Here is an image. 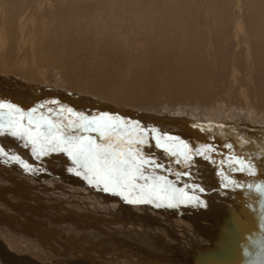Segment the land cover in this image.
<instances>
[{"label": "bare ground", "instance_id": "6f19581e", "mask_svg": "<svg viewBox=\"0 0 264 264\" xmlns=\"http://www.w3.org/2000/svg\"><path fill=\"white\" fill-rule=\"evenodd\" d=\"M4 77L10 78L12 83L18 85V89L12 87L16 89V92L25 90L27 95L25 97H15L13 93L8 92V95L0 94V99L14 103L25 110L39 109L40 105L44 103V98L48 97L45 93L53 92L54 95H49L54 97L58 96L55 95L57 92L62 95L61 104L52 107L49 103L48 105L43 104L45 116L48 115L47 109L49 107L57 109L61 105L91 115L100 114L97 111L101 108L102 113L109 111L111 113L118 112L119 115L121 113L132 114L130 116H133L134 120H136L135 118L140 119L146 124L144 128L155 130L157 135L162 134L158 130L160 128L166 130L170 127L169 129L174 132L175 125H182L184 126L182 130H189V132H193L194 136L198 134L199 137L193 136L195 138L193 141L190 138L186 140V137L183 138L178 135H175V137L189 142L193 147L205 145L201 144L204 140H209L212 143L213 139L210 138L213 137L217 142L215 143L217 146H212L214 151L208 154L211 158L205 159L197 156L194 157L195 162L210 164L211 172L214 169L232 179L233 176L238 178L240 174L238 172L234 174L227 167V164L222 163V161H227L231 156L227 152L244 156L245 152L242 151L243 146L241 144L242 138L240 141L235 142V146L233 145L231 149L225 147L224 144L231 143L241 135H245V133L255 130L264 131V0H0V80ZM36 92L44 93V96H39ZM30 95L35 96L30 99ZM93 107L95 108L93 109ZM152 113L155 115H152ZM171 114H179V117L182 118L178 119V117V120L173 117L170 118ZM53 115H55V112ZM156 115L169 118H159ZM146 116L149 119L145 118ZM5 137L21 147L20 150L30 149L9 135H4V139H6ZM213 142L215 141L213 140ZM22 151L17 152L21 153ZM145 151L154 155L161 154L172 159L156 148L154 142L146 147ZM29 153H31V149ZM14 154L17 153L14 152ZM26 158L30 160L29 157L26 156ZM47 159L45 160L48 161L49 159ZM172 160L175 162L174 159ZM0 162V165H3L4 168V171H0V181L6 180L7 183L2 184H8V190L10 191H5L4 187L0 186V196L6 195L4 197L10 199L7 198L6 202L3 200V203L0 201V205L2 204L0 206L2 209L0 210V216L4 212V207H2L4 203L8 208H23L20 207L21 204L19 205L18 202L19 206H17V203L15 205L17 198L13 195L21 194L25 196L24 194L33 195L34 193L37 195L45 192V189H49L51 186L49 190L53 195L56 193L54 191L59 193V191L63 192L73 187L72 184L74 183L69 184V187H62L65 185L63 181L67 179L86 186V188L89 186L87 181L69 173L66 168L58 170L60 167L54 169L49 168V165V167L35 166L32 160L30 162L26 161L34 168L42 169V171L32 173L24 172L17 162L2 163L1 160ZM179 165L182 166V164ZM53 176L59 177V180L56 179L57 181L54 184H50L49 179H46L50 185L42 186L43 188L39 189L41 183L47 182L44 181V178ZM60 178L63 180L61 181ZM54 180L51 179V182ZM218 185L212 186L215 189L219 188L225 191L223 194H231V198L232 194L237 195L233 191V189L235 190L233 185H229L227 188ZM90 186L95 187L94 185ZM55 195L57 196V193ZM215 195L213 196L215 197ZM37 196L38 199L41 198L40 194ZM116 196L120 198V196ZM85 197L90 198L88 194ZM19 198L21 200L22 197H18V200ZM231 198L229 199L231 200ZM81 199L73 197L61 204L62 206L58 209L59 211H65L66 209L63 207L66 203H72L77 207L82 206L85 209L94 208L95 206L97 209L98 205L94 203L98 201L91 202V200ZM107 199L110 200V198ZM224 199L223 201H225ZM56 200H54L55 203ZM108 202L110 203V201ZM118 204L116 201L115 206L119 208L120 204ZM49 205L52 204L49 202ZM148 205L156 207L154 204ZM149 206L145 207L150 208ZM145 207H131L128 209L140 210L145 215L154 217L153 219L156 221L163 220V225L161 222H156L157 226L152 227V223V226H147L144 223L142 229L137 228L143 233V236L146 235L149 239H155L158 244L160 241L164 243L165 240V243H167V240H169L173 245L179 244L177 247L173 246L171 248L175 252H197V255L206 253L216 244V237L214 236L216 229L212 230L205 223L203 217L200 218L196 214V210L195 213H193V210L183 211L182 209L174 212L167 209V207H156L158 210L163 211H153ZM34 209H32L33 212H35ZM39 209H41V206L38 207ZM96 209L94 210L98 211ZM102 209L103 213L99 214L97 212L99 216L104 214V208ZM105 209L107 211L109 208ZM196 209L206 214V217L209 220L213 219V221L222 222L223 216L228 217L231 214V209L229 212H225L222 207L218 208L216 204L212 206L204 203V206ZM46 210H48V207ZM46 210L44 211L46 212ZM56 212L57 217L60 216L58 211ZM7 213L4 212L2 218H8L10 222L19 223L17 224L19 227L25 222L29 225L38 224L35 221L39 219L24 218L21 215L24 220L16 221L6 215ZM36 213L34 215L37 216ZM47 213L49 212L47 211ZM210 213H217V215L212 218ZM93 215L95 216V214ZM134 216L137 215L134 214ZM135 217H131V219L133 218L136 221ZM118 218L120 219V217ZM70 220L73 221V218ZM63 221L65 220L63 219ZM102 221L106 220L103 219ZM97 222L99 221L97 220ZM223 222H225V219ZM42 223L44 222L42 221ZM90 223H92V220ZM64 224L68 223L65 222ZM1 225L6 227L3 230L4 235L6 233L8 235V231L13 230V228L10 230L9 226L5 224L0 223V227ZM218 225H221V223ZM96 228L98 227L96 226ZM110 228L114 229L115 227ZM110 228L109 230H111ZM153 228L158 233H153ZM70 229L72 230V228ZM115 230H113V232L115 231L113 235L116 234L115 237H112V232L104 231L110 233V237L117 238V229ZM12 233L14 232L12 231ZM138 233L139 231H137ZM169 234L172 235L171 238L168 237ZM4 235L0 234V252L3 251L10 257L17 258L21 263L27 260V264H49L43 256L44 252L40 254V256L43 254V257L36 259L28 257L26 251L29 248L22 247L21 243L15 242V240L9 241ZM83 235L79 234V236L85 238L86 235ZM94 236L91 237L95 238ZM106 237L104 239L109 240L110 237ZM72 238L74 239L73 236ZM89 239L88 241H91ZM104 239L102 240L104 241ZM134 239L137 240V236ZM51 240L52 237L49 242ZM67 240L66 242H68ZM98 240L100 239L98 238ZM123 240L125 239L123 238ZM128 240H126L127 244ZM83 241L85 240L83 239ZM121 241L118 240V243ZM53 242L56 241L53 240ZM107 242L112 243L113 241L109 240ZM129 242L131 241L129 240ZM77 243L80 242L77 241ZM83 243L82 245L86 249V245L91 242L86 245L85 242ZM170 243L169 246H172ZM121 244H117V246H122ZM114 245L116 246V244ZM96 246L98 247L97 244ZM162 246L164 245L162 244ZM71 247L70 245L68 250ZM122 247L125 248V246ZM17 248L26 253L15 252L14 250H18ZM45 249L49 250V247H44ZM123 249L121 252H130L128 249V251ZM38 251H36L37 254ZM71 251L69 250V252ZM167 251L169 252V250ZM36 252L35 255H37ZM86 253L88 254V252ZM83 254L85 253L83 252ZM115 254L118 253L115 252ZM2 256L4 257V255ZM113 256L115 255L113 254ZM125 256L129 255L125 254ZM192 256L194 257V255ZM3 257L0 256V258ZM119 258H121V254ZM1 261L3 262V259H0ZM13 261L15 263L19 262L14 259ZM175 262L177 261L175 260Z\"/></svg>", "mask_w": 264, "mask_h": 264}, {"label": "snow or ice", "instance_id": "6c2138e0", "mask_svg": "<svg viewBox=\"0 0 264 264\" xmlns=\"http://www.w3.org/2000/svg\"><path fill=\"white\" fill-rule=\"evenodd\" d=\"M43 109L42 104L39 109L25 110L0 99V136L15 138L23 146L29 147L36 159L53 153L64 154L70 162L67 167L69 173L83 178L89 185L102 188L106 193L120 196L127 203L154 204L157 208L204 206L199 196L186 190L189 187L187 183L182 187L177 186L176 181L162 174L161 170L171 173L172 169L147 153L145 148L154 142L156 148L177 164L191 169L195 167L194 157L211 158L208 155L214 151L211 145L193 147L179 137L167 133L157 135L155 130H147L139 122L129 123L109 113L91 115L61 105L57 109L49 107L45 116ZM225 147L231 149L232 145ZM259 155L264 157V145L260 146ZM0 157L5 162H17L24 172L42 171L3 147H0ZM256 160L255 155H234L222 163H226L234 173L255 177ZM181 176H191V171L177 172L176 180ZM224 181L221 187L233 185L249 192L255 191L261 198V212L264 213V181L242 184L228 175L224 176ZM199 191L204 192L205 189L199 188ZM255 243L258 259L250 264H264V234Z\"/></svg>", "mask_w": 264, "mask_h": 264}, {"label": "rangeland", "instance_id": "374dc122", "mask_svg": "<svg viewBox=\"0 0 264 264\" xmlns=\"http://www.w3.org/2000/svg\"><path fill=\"white\" fill-rule=\"evenodd\" d=\"M0 94L1 95H8V92H11V93H13L14 94V96L15 97H25V95H27L26 94V92H25V90H21L20 92H16V89H18V85L17 84H15V83H12L11 82V79L10 78H8V77H4L3 79H1L0 80ZM8 84H12V85H8ZM12 87H14V88H16V89H13ZM3 93H2V92ZM7 92L6 94H5V92ZM36 94L37 95H39V96H44V93H39V92H36ZM49 94H52V95H54L53 94V92H50V93H45V95H48V97H46V98H44V100H43V104H45V105H48V103L50 104V106L52 107V106H54V105H57V104H55V103H53V102H55V101H58L60 104H61V101L60 100H62V98H63V96L62 95H60L58 92L57 93H55V95H58L57 97H54V96H52V95H49ZM31 96V98L30 99H32L33 98V96H35V95H30ZM30 96H26V97H30ZM47 101H49V102H47ZM51 101V102H50ZM58 103V104H59ZM91 108V107H90ZM95 107H93V109H94ZM97 111V110H96ZM100 111V112H99ZM102 111L103 110H101V108L100 109H98V113H102ZM105 111V110H104ZM105 113H109V114H112V115H114V116H117V117H121V118H123L124 120L126 119V121L127 122H129V123H131V122H133V121H136V122H139V124L141 125V126H145L146 124L144 123V122H142L140 119H138V118H135L136 120H134V118H133V116L131 117L130 115H132V114H128V113H121L120 115H119V113L118 112H114V113H111V112H105ZM133 115H135V114H133ZM150 116H151V114H149ZM152 115H155V114H153L152 113ZM157 116V115H156ZM170 116V115H169ZM177 116V117H176ZM180 115L179 114H176V115H172L171 114V116H170V118L171 117H173V118H175V119H177L178 117H179ZM157 117H159V118H169V117H160V115H158ZM145 118H147V119H149L147 116L145 117ZM182 117H179L178 119H181ZM184 118V117H183ZM189 118V117H188ZM177 119V120H178ZM132 120V121H131ZM157 126V125H156ZM184 126H178V125H175V127H174V132L171 130V129H169V128H166V130H163L162 128H160V129H158L159 131H161L162 133H167V134H169V132H171V134L170 135H172V136H181V137H183V138H185L186 140L188 139L189 140V138L191 139V141H193V140H195V138L194 137H199V135L198 134H196L195 136H194V134H193V132H189V130H182V128H183ZM169 129V130H168ZM168 131V132H167ZM179 131V132H178ZM178 132V133H177ZM176 133V134H175ZM192 133V134H191ZM174 134V135H173ZM194 136V137H193ZM1 137V136H0ZM3 138H0L1 140H0V147H3L6 151H9V153H17V154H19V156L21 155V157H22V159L23 160H25V161H27V162H30V160H32L33 161V163H34V165L35 166H41V167H49V168H54V169H58L59 167V169L58 170H60L61 168H66L67 169V167L68 166H70V162L68 161V159H67V157L64 155V154H56V153H53V154H51V155H49V156H47L46 158L45 157H43V158H40V159H34V157H32V154L31 153H29V151H30V149H26V148H24V149H22V150H20L21 149V147H19L18 145H16L15 143H13L10 139H8V138H6V139H4V136H2ZM197 139V138H196ZM210 139H213L215 142H213V140H212V143H210V141L209 140H200V141H203V143H201V144H205V145H211V146H217V145H215V143H217L216 142V140L213 138V137H211ZM3 140H5L4 142H3ZM6 140H7V142H6ZM209 143H208V142ZM207 143V144H206ZM221 143V142H220ZM223 143V142H222ZM191 144H193L192 142H191ZM194 145H196V144H194ZM199 145V144H198ZM197 145V146H198ZM225 145H227V144H224V146ZM200 146V145H199ZM17 151H22L21 153H18ZM24 152V153H23ZM147 153H150V152H147ZM151 154V153H150ZM152 155H154V154H152ZM26 156L27 157H29L30 158V160H27V158H26ZM157 159H158V161L160 162V163H163V164H165L168 168H171L172 169V172L171 173H167V172H163V170H161L162 171V174H166V175H168L169 176V179H172V180H174V181H176L177 182V186H180V187H182V186H184V184L185 183H187L188 185H189V187L188 188H186V190L187 191H189V193H194L195 195H197V196H199L200 197V199H202L203 201H204V203H206V204H209V205H214V204H216V206H218V208L219 207H222L223 209H224V211L225 212H229V210H230V206L232 205L231 203H233V201H232V198L236 195V194H232V198H231V194H223L225 191H223L222 189H219V188H217V189H215V188H213V186L212 185H218V186H220V185H222L225 181H224V179L223 180H221V176H222V178H223V174H220V173H218L216 170H214V169H212V171L213 172H211V170H210V168H209V166H210V164L209 165H207L208 163H205V162H201V163H197V162H195V167H193V168H191V169H187V168H185L184 167V165H182V166H180L179 164H177L176 162H173V160L172 159H169V158H167V157H164L163 155H161V154H157V155H154ZM57 157V158H56ZM50 160H48V159ZM51 158V159H50ZM43 159V160H42ZM45 159H47L48 161H46ZM0 160L2 161V163L4 162L5 163V159L3 158V157H0ZM42 160V161H41ZM52 160H54V161H52ZM40 161V162H39ZM55 162V163H54ZM1 163V162H0ZM206 164V165H205ZM49 165V166H48ZM62 167H61V166ZM64 165V166H63ZM56 167V168H55ZM212 167V166H211ZM4 168H3V165L1 166L0 165V171H4L3 170ZM186 170H190L191 171V176H188V177H184V176H181V178L179 179V180H176V173L177 172H183V171H186ZM33 173V172H32ZM34 173H36V172H34ZM73 174V173H72ZM193 174V175H192ZM75 175V174H74ZM76 176V175H75ZM225 176V175H224ZM54 177V178H53ZM53 177H51V178H49V177H47V178H44V181L46 180V179H49V182H50V184H54L55 183V181H57V180H59V177H57V176H53ZM78 177V176H77ZM79 178H81V177H79ZM51 179L53 180V179H55L54 181H52L51 182ZM57 179V180H56ZM81 179H83V178H81ZM60 180L62 181L63 179H61L60 178ZM47 181V180H46ZM49 182L47 181V182H44L45 183V185H44V183L42 184L41 182V185L38 187L39 189H42L43 187L42 186H48V185H50L49 184ZM64 183H65V185L64 186H62V187H69V184H72V183H74V184H72L73 185V187L72 188H70V189H68V190H66V191H63V192H60L59 191V193L57 192V191H54V192H56L57 193V196L59 195V197H57L55 194L56 193H54L53 195H51L52 194V192H50V188L52 187H49V189H45L46 191L45 192H41V193H39L40 194V199H38L39 197L37 196V195H39V194H37L36 195V193H32L33 195H31V194H24L25 196H23V195H21V194H18V195H13V196H15L16 198H17V200H15L16 202H15V205H16V203L18 202L19 203V205H20V207H23V208H19L18 207V209H16L15 207H14V209H12V208H8L6 205H5V203L3 204V206L2 207H4L3 209H4V212H8L6 215H8L9 217H12L14 220H16V221H23L24 220V218H34L35 220H38V221H35V223H38L37 225H29V223L27 224L26 222L24 223V224H26L25 226H24V224H22L20 227L19 226H17V224H19V223H16V222H10L9 220H8V218L6 219H3L2 217L4 216V212L1 214V218H0V223L1 224H5V225H7V226H9V228H10V230L13 228V230H11V232H9L8 231V228H7V231H8V235H4V229L6 228V227H4L3 225H1V227H0V234H3L4 235V237L5 238H8L9 239V241H12V240H15V242H20L21 243V245H22V247H24V248H29V249H27V253L26 252H23L22 250H19V248H17L18 250H14L15 252L17 251L18 253H26V255L28 256V257H31V258H33V259H36V258H38V257H43V256H45V259L47 260V262L49 263V264H194V258L195 257H197L198 255H201V254H198L197 255V252H194V253H191V252H184V251H176L175 252V250L173 249H171V248H173V246H175V247H177L179 244H172V243H170V241L169 240H167V243H165V240H164V243H162L161 241L159 242V244H158V241H155V239H149V238H147L146 237V235L145 236H143V233L140 231V230H138L137 228H139V229H142V226H144V225H142V224H144L145 223V225L147 224V226L148 225H151L152 226V224H153V226L152 227H155V226H157V223H160L161 222V224H162V221H156L155 219H153L154 217H149L148 215H145V213H143V212H141L140 210L138 211V210H133V209H128V208H131V207H145V206H149L148 204H146V203H142V204H131V203H127V202H125L121 197L119 198V197H117L116 195H113L112 193H106V192H104L103 190H102V188H100V187H92V186H88L87 188H86V186H82V185H80V184H76L75 183V181H72V180H69V179H67L66 181H63ZM2 183H7V181L6 180H1L0 181V186L1 187H4V190L5 191H9L8 190V184H2ZM46 183H48V184H46ZM192 185H199V187H197V188H193L192 187ZM55 187V186H54ZM81 187V188H80ZM100 188V189H99ZM199 188H204L205 189V191L204 192H200L199 191ZM224 188V187H223ZM75 189H78V190H75ZM84 191H83V190ZM10 192V191H9ZM48 192V193H47ZM102 192V193H101ZM25 193V192H24ZM27 193V192H26ZM63 194V195H61V194ZM65 193V194H64ZM46 194V195H45ZM86 194H88L89 196H90V198L89 197H85L86 196ZM214 194H216L215 195V197L213 196ZM51 195V196H50ZM55 195V196H54ZM85 195V196H84ZM4 196H6V195H4ZM4 196H0V201L3 203V200H4V202H6V200H7V198H5ZM22 197L21 198V200H20V198H19V200H18V197ZM36 196H37V198H36ZM43 196V197H42ZM46 196V197H45ZM62 196H64V197H62ZM211 196H213L212 198H211ZM237 196V195H236ZM23 197H26L25 199H26V201H25V199L23 198ZM61 197V198H60ZM84 198V199H81V200H91V202H97V203H94L95 205L97 204L98 205V207H97V209L95 208V206H94V208H84V207H82V206H79V207H77L76 205H74V204H72V203H70V204H68V203H66L65 204V206L63 207V208H65L66 210L65 211H59V209H60V206H62L61 204H64L66 201H68V200H70L71 198ZM216 197H217V200H216ZM231 198V200L229 199V198ZM36 198V199H35ZM97 198V199H96ZM103 198H105L106 199V201H105V199H103ZM107 198H110V200H108ZM111 198H112V200H111ZM213 198H215V199H213ZM225 198V199H224ZM227 198V199H226ZM29 199V200H28ZM59 201V202H61V203H57V200ZM60 199V200H59ZM62 199V200H61ZM223 199L225 200V201H223ZM8 200H10L9 198H8ZM54 200H56V203H55V201ZM229 200H230V203H229ZM23 201V202H22ZM43 201V202H42ZM52 201V202H51ZM73 201V200H72ZM108 201H110V203L108 202ZM112 201V202H111ZM118 202L119 204V208L118 207H116L115 206V202ZM35 202V203H34ZM46 202H47V204H46ZM49 202L52 204V205H49ZM54 202V203H53ZM100 202V203H99ZM226 204H225V203ZM18 203H17V206H19L18 205ZM32 203V204H31ZM104 205H103V204ZM29 204V205H28ZM33 204H35V205H33ZM43 204V205H42ZM53 204H55V206H53ZM102 204V205H101ZM114 204V205H113ZM218 204V205H217ZM2 205V204H1ZM0 205V206H1ZM32 206V209H34L35 207H37V208H35L34 209V211L35 212H33V210L31 209V206ZM38 205V206H37ZM109 205H111V206H109ZM134 205H136V206H134ZM227 205V206H226ZM35 206V207H34ZM40 206H41V209H39L38 210V207L40 208ZM44 206V207H43ZM51 206H52V208H51ZM28 207H30L29 209H31V210H29L28 209ZM47 207H48V210H46L47 209ZM54 207V208H53ZM74 207V208H73ZM100 207V208H99ZM147 207H145V208H147ZM150 208H147V209H149V210H155V211H163V210H158L156 207H152V205H150L149 206ZM234 207V206H233ZM236 207V206H235ZM7 208V209H6ZM25 208H27V209H25ZM43 208V209H42ZM50 208V209H49ZM59 208V209H58ZM102 208H104V214H102V216H99L98 215V213L99 214H101V213H103V209ZM105 208H109V209H107V211H106V209ZM117 208H118V210H117ZM122 208H123V210H122ZM152 208V209H151ZM189 208V209H188ZM197 207H192V206H180L179 208H168L167 207V209H169V210H171V211H174V212H177V211H180L181 209L183 210V211H194L193 213H195V210H196V214L201 218V217H203V219H204V221H205V223L207 224V225H209L211 228H212V230H215L216 229V231H217V229H218V227L220 226V225H218V224H220V223H222V222H220V221H218V220H215L216 222H220V223H216L215 221H213V219L212 220H209L207 217H206V214H204V213H201V212H199V210L198 209H196ZM228 210H227V209ZM23 209H25V210H27V211H23ZM37 209V210H36ZM91 209H93V210H91ZM94 209H96V210H98V211H95ZM99 209H102L101 211L99 210ZM121 210V212H119L120 210ZM177 209H179V210H177ZM188 209V210H187ZM0 210H2L1 208H0ZM44 210H46V212L44 211ZM68 210V211H67ZM39 213H38V212ZM44 211V212H43ZM47 211L49 212V213H47ZM56 211H58V215H60V216H58L57 217V212ZM70 211V212H69ZM72 211V212H71ZM86 211H88L87 212V214H86ZM106 211V212H105ZM31 212V213H30ZM37 212V213H36ZM79 212V213H78ZM94 212V213H93ZM98 212V213H97ZM130 212V214H128ZM38 214L37 216L36 215H34V214ZM44 213V214H43ZM73 213V214H72ZM92 215H91V214ZM135 215H137L136 217L134 216V214ZM26 214V215H25ZM61 214H62V216H61ZM93 214H95V216H96V218H95V216L93 215ZM110 214V215H109ZM111 214H113V215H111ZM115 214H116V216H115ZM120 214V215H119ZM125 214H126V217H125ZM195 214V215H196ZM211 215H210V217H212V218H214L216 215H217V213H210ZM5 215V216H6ZM24 217H22V216ZM32 215H33V217H32ZM84 215V216H83ZM90 215V216H89ZM118 215V216H117ZM121 215H123V216H121ZM132 215V216H131ZM140 215V216H139ZM91 216H93V217H91ZM99 216V217H98ZM105 218H104V217ZM22 217V218H21ZM41 217H44V218H41ZM51 218V219H48V218ZM66 217H67V219H66ZM71 217V218H70ZM77 217V219H75ZM81 217H84V218H82L81 219ZM101 217V218H100ZM108 217H110L109 219H108ZM118 217H120V219L118 218ZM131 217H135V220L136 221H134V219L132 220L131 219ZM141 217V218H140ZM73 218V221H71L70 219H72ZM79 218V219H78ZM115 218H117V219H119V220H115ZM3 219V220H2ZM44 222V223H42V221ZM48 219V220H47ZM63 219L65 220V221H63ZM70 220V222H68L69 220ZM89 219V220H88ZM94 219V220H93ZM106 220V221H102V220ZM152 219V220H151ZM52 220V221H51ZM90 221L91 222V220H92V223H90V222H88V221ZM97 220L99 221V222H97ZM139 220V221H138ZM65 223H68L69 224V226H68V224H64L63 222ZM87 221V222H86ZM93 221H94V223H93ZM98 223H96V222ZM109 221H111V222H109ZM122 221V222H121ZM132 221V222H131ZM55 222H56V224H55ZM59 222H60V224H59ZM73 222V223H72ZM101 222V223H100ZM107 222V223H106ZM109 222V223H108ZM115 222H118V223H116L115 224ZM119 222H121L120 224H119ZM140 222H141V224H140ZM157 222V223H156ZM39 223H40V225H39ZM81 223V224H80ZM101 225H100V224ZM104 223V224H103ZM112 223V224H111ZM122 223H124V224H122ZM152 223V224H151ZM11 224V225H10ZM58 224V225H57ZM66 225V226H64V225ZM71 224V225H70ZM83 224H85L84 226H83ZM118 224V225H117ZM42 225V226H41ZM57 225V226H56ZM59 225H61V226H59ZM77 225V226H76ZM106 225H107V227L108 226H110V227H115L114 229L112 228H110L111 230H109V228H107L106 227ZM121 227H120V226ZM128 225V226H127ZM163 225V224H162ZM51 226H52V228H51ZM54 226H56L55 228H54ZM89 226V227H88ZM93 226L96 228V226L98 227V228H96V230H95V228L93 229ZM100 226H102V227H100ZM217 226V227H216ZM79 227V228H78ZM81 227V228H80ZM100 227V228H99ZM131 227V228H130ZM66 228V229H65ZM70 228H72V230L70 229ZM88 228H89V230H88ZM121 228V229H120ZM158 228V227H157ZM36 229V230H35ZM74 229V230H73ZM93 229V230H92ZM97 229H98V231H97ZM100 229H101V231H100ZM115 229H117V238H112L113 236L115 237V235L116 234H114L113 235V233H115ZM137 229V230H136ZM26 230V231H25ZM30 230H31V232H30ZM67 230V231H66ZM77 230V231H76ZM103 230V231H102ZM104 230H106V231H108V232H112V237H110L111 236V234L110 233H108V232H105ZM113 230H115L114 232H113ZM12 231L14 232V233H12ZM59 231V232H58ZM72 231H75V232H72ZM137 231H139V236H138V234H137ZM152 231H153V233H158V232H156L155 231V228H153L152 229ZM43 232H44V234H43ZM72 232V233H71ZM82 236L84 233H86V234H84L83 236H85L86 235V239L85 238H83V237H81V236H79V234ZM83 232V233H82ZM65 233V234H64ZM74 233V234H73ZM78 235H77V234ZM99 233V234H98ZM17 234V236H15ZM37 236H36V235ZM39 234V235H38ZM49 234V235H48ZM55 234V235H54ZM94 234H95V236H94ZM106 234H107V237H106ZM48 235V236H47ZM77 235V236H76ZM88 235H89V237H88ZM103 235V236H102ZM23 236V237H22ZM41 236V237H40ZM56 236V237H55ZM71 238H70V237ZM72 236L74 237V239L72 238ZM94 236L95 238H92V237ZM100 236V237H99ZM106 238H108V237H110V238H108L110 241L112 240L113 242L112 243H110V242H107V241H109V240H107V239H104L105 237ZM136 236H137V240L136 239H134V238H136ZM171 234H169V236L168 237H170L171 238ZM40 237V238H39ZM51 237H52V240L49 242V240L51 239ZM57 237H59L58 239H57ZM76 237V238H75ZM78 237H80V238H78ZM88 237V238H87ZM92 239H91V238ZM45 238V239H44ZM57 239V240H55V239ZM91 239V241H88V239ZM98 238L100 239V240H98ZM112 238V239H111ZM123 238L125 239V240H123ZM131 241V242H129V240ZM64 239V240H63ZM68 239V240H67ZM69 239H70V241H69ZM81 239V240H80ZM83 239L85 240V241H83ZM89 239V240H90ZM102 239H104V241H106L105 243H107L106 245L104 244V241L102 240ZM116 241H114V240ZM47 243L48 242V244L50 245H48V244H46L44 241ZM53 240L54 241H56V242H53ZM61 240H63V241H61ZM66 240L69 242H66ZM88 242H87V241ZM118 240L119 241H121V242H119L118 243ZM126 240H128V244H127V241ZM136 241V242H134V241ZM77 241H79L80 243L83 241V242H85V245L86 244H89V242H91L89 245H86L87 247H86V249H85V247L82 245V244H84L83 242L80 244V243H77ZM95 243H94V242ZM101 241V242H100ZM38 242V243H37ZM74 242H76V243H74ZM87 242V243H86ZM101 244H100V243ZM102 242H103V244H102ZM115 242V243H114ZM125 242H126V244L128 245H126L125 244ZM134 242V243H133ZM52 243H54V244H52ZM61 243V244H60ZM65 243V244H64ZM94 243V244H93ZM110 243V244H109ZM121 243H123V244H121ZM131 243H132V245H131ZM164 245V246H162V244ZM169 243L172 245V246H169ZM42 244H43V248H42ZM56 244V245H55ZM64 244V245H63ZM96 244L98 245V247L96 246ZM111 245V246H109V245ZM113 244H116V246L114 245L113 246ZM117 244H121L122 246H125V248L123 249V247L122 246H120V245H118L117 246ZM125 244V245H124ZM168 244V245H167ZM45 245H48V246H45ZM61 245H63V246H65V247H63V246H61ZM70 245L74 248V249H76L77 251H75L72 247H71V249H73L72 251H71V249H69L71 252H73V253H71V252H69V250H68V248L70 247ZM82 245V246H81ZM41 246V247H40ZM55 246V247H54ZM57 246V247H56ZM60 246V247H59ZM95 246H96V248H95ZM122 247V248H120V247ZM145 246V248H143ZM167 246H169L168 248H167ZM182 246V245H181ZM37 247H39V248H37ZM44 247L45 248H48L49 247V250L47 249H45L44 250ZM67 247V248H66ZM117 247H119V248H117ZM133 247V248H132ZM42 248V249H41ZM51 248V249H50ZM55 248V249H54ZM57 248V249H56ZM62 248V249H61ZM66 248V249H65ZM82 248V249H81ZM131 248V249H130ZM53 249V250H52ZM61 249V250H60ZM83 250V251H81V250ZM117 249V250H116ZM122 249L123 250H130V252L128 251V252H126V251H124L125 252V254L127 255H129V256H125V254H124V252H121L122 251ZM135 249V250H134ZM169 250V252L167 251L166 252V250ZM29 250V251H28ZM37 250H39L38 251V254H37ZM41 250V251H40ZM57 250V251H56ZM63 250V251H62ZM78 250H80V251H78ZM86 250V251H85ZM134 250V251H133ZM159 250V251H158ZM31 251V252H30ZM33 251V252H32ZM66 251V252H65ZM1 252H2V254H1ZM0 252V256L1 257H3L2 255H4V257L3 258H0V259H3V262L1 261L0 262V264H20L21 262H20V260H18L17 258H12V257H10L9 255H7V253H3V251H1ZM35 252H36V254L37 255H39V256H37V255H35ZM40 252V253H39ZM44 252V255L42 256H40V254L41 253H43ZM51 252V253H50ZM52 252H53V254H52ZM83 252L85 253V254H83ZM86 252H88V254L86 253ZM115 252L116 253H118V254H115ZM10 253V252H9ZM32 253V254H31ZM45 253H46V255H45ZM58 253V254H57ZM97 253V254H96ZM123 253V254H122ZM144 253V254H143ZM189 253H190V255H189ZM113 254L115 255V256H113ZM120 254H121V258H119L120 257ZM139 256H138V255ZM205 254V253H204ZM192 255H194V257L192 256ZM203 255V254H202ZM10 257V259H8L9 257ZM33 256V257H32ZM99 258H98V257ZM102 256H103V258H102ZM124 256V257H123ZM192 256V257H191ZM97 257V258H96ZM100 257H101V259H100ZM123 257V258H122ZM128 257V258H127ZM140 259H139V258ZM183 259H182V258ZM12 258V259H11ZM131 258V259H130ZM164 258V259H163ZM13 259L14 260H16V262H18V263H15V261H13ZM134 260V261H133ZM138 260V261H137ZM141 260V261H140ZM175 260L177 261V262H175ZM58 263H57V262ZM193 261V262H192ZM26 262V263H25ZM27 260H25V261H23L21 264H27ZM32 264H34V263H32Z\"/></svg>", "mask_w": 264, "mask_h": 264}, {"label": "water", "instance_id": "95a60500", "mask_svg": "<svg viewBox=\"0 0 264 264\" xmlns=\"http://www.w3.org/2000/svg\"><path fill=\"white\" fill-rule=\"evenodd\" d=\"M240 140L243 146L242 151L245 152L244 156L255 155L257 157L256 175L252 177L238 172L240 176L238 178L233 176V180L242 184L264 181V157L259 155L260 146L264 145V131L255 130L245 133L227 145L233 146ZM227 154L234 156L230 152ZM221 179H224V175L223 178L221 176ZM234 188L233 191L237 193V196L232 198L230 216H225L226 218L223 216L222 220L225 219V222L222 221L214 233L216 244L205 254L195 257L194 264H250L251 261L258 259L255 242H258L261 235L264 234V213L261 212V198L255 191L249 192L244 188ZM251 253L257 255H251Z\"/></svg>", "mask_w": 264, "mask_h": 264}]
</instances>
